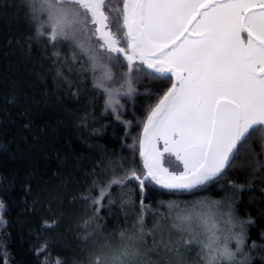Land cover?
Listing matches in <instances>:
<instances>
[{
	"label": "trees",
	"instance_id": "trees-1",
	"mask_svg": "<svg viewBox=\"0 0 264 264\" xmlns=\"http://www.w3.org/2000/svg\"><path fill=\"white\" fill-rule=\"evenodd\" d=\"M39 3L0 0V264H105L121 232L138 241L134 264H204L200 247L186 244L189 234L180 230L179 217L189 211L215 213L221 228H242L245 246L237 259L264 264L259 134L219 178L195 189L152 184L142 192L131 178L108 187L130 170L145 174L143 125L172 81L134 76L127 94L123 56V66L104 61L93 71L78 36L55 47L48 29L37 37L31 16ZM106 3L121 9L118 0ZM107 73L114 107L95 87ZM101 188L107 195L94 203Z\"/></svg>",
	"mask_w": 264,
	"mask_h": 264
},
{
	"label": "snow or ice",
	"instance_id": "snow-or-ice-1",
	"mask_svg": "<svg viewBox=\"0 0 264 264\" xmlns=\"http://www.w3.org/2000/svg\"><path fill=\"white\" fill-rule=\"evenodd\" d=\"M118 3L122 9L106 0H40L39 7L32 5L31 16L37 37L48 29L54 47L78 36L77 47L88 54L93 71L104 61L123 66V56L128 72L121 87L127 86L129 95L134 76H150L161 85L172 81L143 125L140 156L146 174L130 170L108 187L131 178L139 181L142 192L152 184L189 191L219 178L254 134L264 143V0ZM105 80H113L112 74L95 87L108 93V106L114 107V92ZM160 141L162 150L157 148ZM165 153L175 160L165 159ZM106 195L101 188L94 203ZM227 215L225 223H230L231 213ZM179 219L180 230L189 234L185 243L200 247L204 264H250L247 257L237 259L245 246L242 228L219 227L215 213L189 211ZM120 237L105 264H134L139 256L138 241L123 232Z\"/></svg>",
	"mask_w": 264,
	"mask_h": 264
},
{
	"label": "rangeland",
	"instance_id": "rangeland-1",
	"mask_svg": "<svg viewBox=\"0 0 264 264\" xmlns=\"http://www.w3.org/2000/svg\"><path fill=\"white\" fill-rule=\"evenodd\" d=\"M121 6V9H122V5H120ZM135 63L136 64H139V61H135ZM144 67H146V66H144ZM171 87V86H170ZM142 137H143V133H142ZM157 148L158 149H160V150H162L163 149V142L162 141H160L158 144H157ZM172 159V160H175V157H169L168 156V154L167 153H165V159ZM142 160H143V158H142ZM178 165H179V170H183V165H180L179 164V162L177 161L176 162ZM144 165V164H143ZM166 166V165H165ZM145 174H146V169H145Z\"/></svg>",
	"mask_w": 264,
	"mask_h": 264
},
{
	"label": "water",
	"instance_id": "water-1",
	"mask_svg": "<svg viewBox=\"0 0 264 264\" xmlns=\"http://www.w3.org/2000/svg\"><path fill=\"white\" fill-rule=\"evenodd\" d=\"M151 71V70H150Z\"/></svg>",
	"mask_w": 264,
	"mask_h": 264
}]
</instances>
